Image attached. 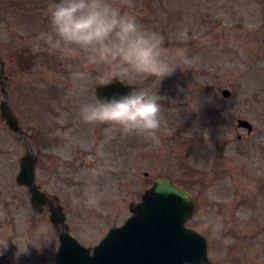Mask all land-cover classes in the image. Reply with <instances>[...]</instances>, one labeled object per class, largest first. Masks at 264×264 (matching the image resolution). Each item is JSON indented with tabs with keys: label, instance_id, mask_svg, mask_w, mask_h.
Listing matches in <instances>:
<instances>
[{
	"label": "rangeland",
	"instance_id": "rangeland-1",
	"mask_svg": "<svg viewBox=\"0 0 264 264\" xmlns=\"http://www.w3.org/2000/svg\"><path fill=\"white\" fill-rule=\"evenodd\" d=\"M54 2L0 0V57L13 107L40 152L37 181L61 198L70 233L98 244L165 176L196 199L187 226L207 237L212 264H264V0H107L159 34L170 57L183 51L189 61L161 81L121 78L160 96L154 137L83 122L98 70L39 40L51 30ZM25 140L0 118V264H55L50 213H37L16 180Z\"/></svg>",
	"mask_w": 264,
	"mask_h": 264
},
{
	"label": "water",
	"instance_id": "water-1",
	"mask_svg": "<svg viewBox=\"0 0 264 264\" xmlns=\"http://www.w3.org/2000/svg\"><path fill=\"white\" fill-rule=\"evenodd\" d=\"M0 62L3 83L0 118L19 139L26 138L27 149L20 158L16 180L28 188L32 207L37 213L50 212V220L60 240L56 264H212L206 236L187 226L196 211V199L165 176L156 178L141 201L131 203L133 215L124 224L111 228L95 247H87L73 236L60 197H50L37 181L39 152L29 140L13 107L8 88L11 77L6 73L5 61L0 58ZM136 87L142 88L119 79L108 87L98 84L96 96L97 99L110 97ZM223 94L229 96L231 91L224 89ZM239 125L249 131L253 129L248 119H240Z\"/></svg>",
	"mask_w": 264,
	"mask_h": 264
},
{
	"label": "clouds",
	"instance_id": "clouds-1",
	"mask_svg": "<svg viewBox=\"0 0 264 264\" xmlns=\"http://www.w3.org/2000/svg\"><path fill=\"white\" fill-rule=\"evenodd\" d=\"M50 31L41 34L50 49L80 55L85 69L98 70L97 82L108 87L129 75L161 81L189 61L183 51L170 57L159 34L143 30L134 17L121 15L107 0H55ZM34 50H39V44ZM160 96L136 87L82 106L87 124H109L124 134L154 137L161 125Z\"/></svg>",
	"mask_w": 264,
	"mask_h": 264
},
{
	"label": "flooded vegetation",
	"instance_id": "flooded-vegetation-1",
	"mask_svg": "<svg viewBox=\"0 0 264 264\" xmlns=\"http://www.w3.org/2000/svg\"><path fill=\"white\" fill-rule=\"evenodd\" d=\"M0 68H1V63H0ZM7 69V68H6ZM2 81L0 80V87H2ZM11 84H12V78L10 79V80H8V88H9V90H10V88H11ZM13 103V102H12ZM240 126V125H239ZM254 128V127H253ZM249 132H251V131H249ZM31 138V137H30ZM33 141V140H32ZM33 144H34V142H32ZM35 145V144H34Z\"/></svg>",
	"mask_w": 264,
	"mask_h": 264
}]
</instances>
